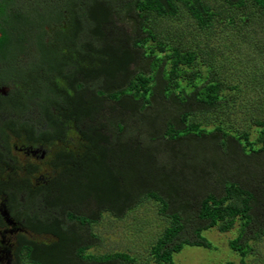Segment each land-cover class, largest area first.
I'll use <instances>...</instances> for the list:
<instances>
[{"label": "trees", "instance_id": "1", "mask_svg": "<svg viewBox=\"0 0 264 264\" xmlns=\"http://www.w3.org/2000/svg\"><path fill=\"white\" fill-rule=\"evenodd\" d=\"M259 24L264 0H0V200L21 227L16 263H136L82 253L103 213L123 219L146 198L169 222L156 263L211 248L200 232L216 228L236 229L229 248L248 264L264 238V98L251 99L264 28L246 27ZM17 144L50 146L46 175L31 164L9 178Z\"/></svg>", "mask_w": 264, "mask_h": 264}, {"label": "rangeland", "instance_id": "2", "mask_svg": "<svg viewBox=\"0 0 264 264\" xmlns=\"http://www.w3.org/2000/svg\"><path fill=\"white\" fill-rule=\"evenodd\" d=\"M248 32H254V29L259 30L260 24L257 26H246ZM260 33V32H259ZM261 33L259 34V36ZM204 43L206 40H202ZM249 42V40H248ZM246 44V43H243ZM248 45V44H247ZM245 47H243V50ZM248 49L253 52L251 47L248 45ZM264 58H257L259 66L263 69L259 71L255 78L261 80L259 85L263 89L257 93L255 99L252 102V106L255 107L256 101L264 98V64L262 62ZM239 77H242L240 74ZM1 89H3L1 87ZM6 90V89H5ZM259 106L260 108H257ZM256 106L254 110L264 108L263 103ZM11 113V111H10ZM14 116V115H13ZM37 116V113L31 114L27 112L24 114L25 118H32ZM4 121L6 117H1ZM255 127L250 130L251 133ZM55 145V143L53 144ZM51 145V147L53 146ZM50 147V146H49ZM49 147L48 156H49ZM42 148L39 149L42 153ZM53 148H51L52 150ZM23 159L19 153L13 152L8 158V166H17L19 170L24 173L23 169L33 164L35 166L34 176L31 179L42 178L46 175L48 167L46 166V160L27 158L26 161L29 164H22ZM23 165V166H22ZM14 177H20L18 174H13ZM19 201L22 203L23 194L19 195ZM158 201V200H157ZM159 202V201H158ZM158 204V205H157ZM161 203H157L153 199L139 198L137 204L130 208L127 215L123 219H115L110 217L108 213H103L100 223L94 226L93 230L99 234L97 237L100 239L98 243L93 244L91 247L84 250L82 253L85 256L88 255H104L111 252H126L129 255H133L137 258V262L133 264H158L150 254V246L154 244L156 237L161 235L168 226L169 222L165 216L158 213V207ZM237 234L236 229L229 231H220L216 228L202 230L200 235L207 239L211 244V248H205L197 245H184L180 251L172 253V262H165L163 264H222L227 261H234L239 264L240 257L236 255L228 245L229 240L234 238ZM254 248L251 255L247 256L246 261L248 264H264V238L256 242H251ZM24 261V258L22 259ZM25 264H31L26 262ZM125 264V263H119ZM130 264V263H128Z\"/></svg>", "mask_w": 264, "mask_h": 264}, {"label": "flooded vegetation", "instance_id": "3", "mask_svg": "<svg viewBox=\"0 0 264 264\" xmlns=\"http://www.w3.org/2000/svg\"><path fill=\"white\" fill-rule=\"evenodd\" d=\"M2 88L3 89H0V91L2 92L3 95H6L9 93L10 87H8L7 85H4ZM1 117H6V119L13 118V113L8 115L7 113L4 112L1 114ZM41 147L45 148V149H42V153L38 151L39 149H41ZM14 149L15 150H12L13 152L17 151V153L21 155L23 159L22 161L23 165L27 163L29 164V162L26 161V159L29 157H31L32 159L44 160L45 156L48 154L47 152L48 149L41 144H21V145L17 144L14 146ZM42 154L43 156H41ZM6 167H7L6 171L9 173V178H12L10 174H18V175L22 174V171L19 170L17 166H8L7 164ZM13 178L17 179L19 177H13ZM13 206L14 204L8 203L7 200L6 201L0 200V215H1L0 217V264H19V263H16L17 260L15 259V256L13 255L12 237L13 235H15L17 232L21 230V227L18 226V223H15V224L8 223L5 217L1 214V211L5 209L7 210L8 217L12 219Z\"/></svg>", "mask_w": 264, "mask_h": 264}, {"label": "water", "instance_id": "4", "mask_svg": "<svg viewBox=\"0 0 264 264\" xmlns=\"http://www.w3.org/2000/svg\"><path fill=\"white\" fill-rule=\"evenodd\" d=\"M41 156H43V154ZM1 214L5 217L8 223L14 224V221L8 217L7 210L4 209L3 211H1Z\"/></svg>", "mask_w": 264, "mask_h": 264}]
</instances>
